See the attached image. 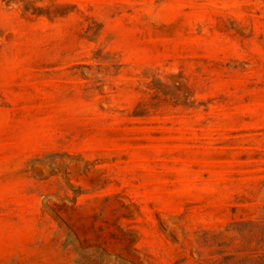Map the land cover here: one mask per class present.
Masks as SVG:
<instances>
[{
	"label": "rangeland",
	"instance_id": "374dc122",
	"mask_svg": "<svg viewBox=\"0 0 264 264\" xmlns=\"http://www.w3.org/2000/svg\"><path fill=\"white\" fill-rule=\"evenodd\" d=\"M0 264H264V0H0Z\"/></svg>",
	"mask_w": 264,
	"mask_h": 264
}]
</instances>
